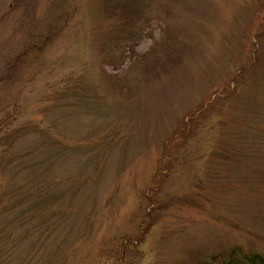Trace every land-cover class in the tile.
<instances>
[{
    "label": "rangeland",
    "instance_id": "1",
    "mask_svg": "<svg viewBox=\"0 0 264 264\" xmlns=\"http://www.w3.org/2000/svg\"><path fill=\"white\" fill-rule=\"evenodd\" d=\"M235 248L264 256V0H0V264Z\"/></svg>",
    "mask_w": 264,
    "mask_h": 264
},
{
    "label": "trees",
    "instance_id": "2",
    "mask_svg": "<svg viewBox=\"0 0 264 264\" xmlns=\"http://www.w3.org/2000/svg\"><path fill=\"white\" fill-rule=\"evenodd\" d=\"M211 256L219 264H264V256L256 251H244L242 248L231 249L226 257ZM210 260L206 264H209Z\"/></svg>",
    "mask_w": 264,
    "mask_h": 264
}]
</instances>
